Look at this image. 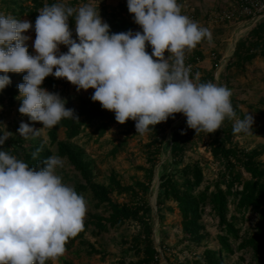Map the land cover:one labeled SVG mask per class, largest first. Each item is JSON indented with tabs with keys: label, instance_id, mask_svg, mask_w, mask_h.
Here are the masks:
<instances>
[{
	"label": "clouds",
	"instance_id": "clouds-1",
	"mask_svg": "<svg viewBox=\"0 0 264 264\" xmlns=\"http://www.w3.org/2000/svg\"><path fill=\"white\" fill-rule=\"evenodd\" d=\"M127 8L142 32L111 33L110 25L89 4L45 5L34 24L35 55L29 54L25 43L31 37L23 35L32 23L0 14V72L4 73L0 92L11 84L7 73L27 72L17 86L18 111L43 125L36 129L21 121L18 134L25 139L38 137L42 129L62 119L78 121L75 110L65 107L66 99L41 87L50 75L66 79L77 92L95 89L91 100L114 112L120 124L135 121L140 134L169 117L175 119L176 113L186 117L196 134L215 132L225 119L234 122V134L251 132L254 118L249 113L237 117L232 91L212 81L200 82L198 72L191 78V66L185 65L186 51L204 39L211 43V31L183 15L177 0H127ZM73 15L77 38L68 23ZM146 42L151 54L146 52ZM60 45L68 51L60 52ZM0 133V145L14 135L3 122ZM42 150L43 143L32 158ZM62 166L57 155L29 167L0 151V264L55 260L64 254L68 239L83 229L86 201L56 174Z\"/></svg>",
	"mask_w": 264,
	"mask_h": 264
},
{
	"label": "trees",
	"instance_id": "trees-1",
	"mask_svg": "<svg viewBox=\"0 0 264 264\" xmlns=\"http://www.w3.org/2000/svg\"><path fill=\"white\" fill-rule=\"evenodd\" d=\"M0 14H11L17 19L23 16L29 17L35 22L39 10L45 5L59 4L56 0H0ZM80 0L71 1L70 6L77 7ZM97 11L96 7H94ZM100 15L102 20L110 25L111 33H120L132 30L142 31V28L134 22L133 15L127 8V0H122L110 10L108 6H101ZM70 30L75 28V20L69 18ZM74 38H77L76 35ZM30 53V48L28 49ZM146 52L151 54V45H146ZM235 58L228 63L227 68L233 66L244 69L245 64L253 62L257 57H264V19L254 26L248 35L240 38L237 42L233 55ZM203 58L201 51L194 54L185 61V65L192 64L191 78L200 71L197 65ZM221 59L217 56L216 63ZM214 72H207L200 76V82L212 81L222 85L216 79ZM0 75L4 73L0 72ZM27 72L15 73L10 76L11 84L0 92V103L6 99L14 102L19 95L18 85L23 83V76ZM59 80L51 76L45 78L43 88L58 87ZM231 103L236 111L237 117L244 118L245 111L237 101L231 97ZM66 108L75 110L78 121L75 119H62L49 131L51 144H57L58 154L66 158L74 169L80 174L81 180L74 189L78 194L84 195L91 192L97 207H103L102 214H91L84 220L83 229L75 236L68 239L65 248L69 249L77 241H83L85 234L92 229L96 234H102L112 228H122L128 222H137L138 230L130 240L131 249L139 255L137 261L130 264H160L163 260L162 253L154 239L155 217L153 206L150 202L152 195V184L155 180L157 166L161 163L163 151L170 153V158L165 161L159 171V188L157 192V213L161 220L165 218V211L179 212L182 218V232L189 249L196 245H202L209 240L204 223L205 215L212 214L218 218V225L222 232L217 235L218 246L213 248L206 245L205 249L183 261L169 262L168 264H225L228 256L235 253L234 242L239 243L237 249L251 254L248 264H264V146L252 149L240 147L235 143V138L245 135L241 132L233 133V121L225 119L221 128L213 133L200 132L196 134L186 124V119L178 126H174L182 116L176 113L175 119L169 117L166 122L149 126L151 140L146 145L147 162L149 166H139L144 171L145 180H135L132 184H123L116 173H111L107 183L96 180L94 161L85 157L83 151L78 149L72 142L85 130L93 129V135L103 137L109 130L111 124L118 123L115 114L102 108L99 102H93L91 98L83 99L79 107L71 101L65 105ZM120 124V123H118ZM123 126L126 132L134 135H143L136 132L135 121L128 120ZM60 129L65 130L66 140L59 138ZM168 129H171V137L167 140ZM183 132L184 134H181ZM2 135V133H0ZM208 138L206 148L213 155L214 161L219 163L220 170L218 179L210 184L206 183L205 167L201 161L186 162L189 149L195 146L192 140ZM29 141L28 146L25 143ZM43 143V150L36 159L32 153ZM119 146V145H118ZM116 146L112 154L119 151ZM0 151H6L23 160L29 167H36L40 161L54 154L47 142L33 137L25 139L19 134L0 145ZM42 166V165H41ZM126 196L127 201L120 202L115 195ZM239 214V216H238ZM256 216L248 236L242 239V226L240 221ZM194 243V244H193ZM164 252L167 246L164 241L161 244ZM93 246V245H92ZM97 252L96 248H92ZM129 264V263H127Z\"/></svg>",
	"mask_w": 264,
	"mask_h": 264
},
{
	"label": "rangeland",
	"instance_id": "rangeland-1",
	"mask_svg": "<svg viewBox=\"0 0 264 264\" xmlns=\"http://www.w3.org/2000/svg\"><path fill=\"white\" fill-rule=\"evenodd\" d=\"M56 1H58L59 4L70 6L73 0ZM120 1L122 0H80V5L89 4L99 9L98 11L100 12L101 6L106 5L110 10H113ZM177 2L182 6L183 15L188 16L190 19L191 16L194 15L195 21L202 24L203 27L208 28L212 33V42L209 43L207 39H204L198 43L193 50L190 52L186 51L185 61L194 54V50L201 51L203 53V58H201V61L197 65L198 69H200L198 72L200 76L204 73L215 71L214 75L217 81L220 80L222 86H226L232 91V96L236 97L237 101H239L246 115L249 113L253 116L254 122L251 132L235 138V143L240 147H246L248 149L264 146V57H257L253 62L245 64L244 69H238L235 66L227 68L228 63L232 62L235 58L233 55L238 40L248 35L251 29L263 19H260L256 23L255 21H251L250 17L242 15L228 22L216 21L215 17L221 15L224 10H231L232 8L237 10L241 7V3H243L242 0H177ZM2 5L0 1V7ZM1 14H4V12ZM21 19L28 20L33 25V28L23 33V35L31 37V39L25 43L28 49L30 48L31 50L29 54L35 55L36 53L33 48L36 35L34 31L35 22L27 16H23ZM71 31L74 38L76 35L75 28ZM146 45L150 44L146 42ZM59 50L60 52L66 53L68 48L65 45H60ZM213 53H216L219 57L221 56V67L215 65L216 60L212 58ZM165 55L167 56L170 54L166 53ZM53 71H55V69H53ZM13 74L15 73H7L9 77ZM51 77L55 78L54 76ZM194 77L195 74L192 78L194 79ZM58 80L59 84L56 89H45L50 92L59 93L63 99L67 100V103L71 101L76 107L80 106L83 99H89L95 91V89L90 88L87 91L80 90L77 92L76 86L72 85L66 79ZM20 103L21 101L18 99H15L14 102L6 99L3 103H0V122L7 125V130L13 134H18L17 129L21 121L29 123L36 129L42 128V123L32 122L27 116H22L19 113L18 109ZM185 119L186 117L183 115L174 123V126L180 125ZM51 129L52 128L42 129L38 138L47 142L54 151L53 155L61 157L58 154L57 144H51L49 136V131ZM93 129L94 128H89L85 130L80 136L72 140V142L78 149L83 151L85 157L94 161L97 181L107 183L111 173H116L123 184H132L137 179H146L144 171L140 170L138 167L149 166L147 162L146 145L151 140L150 133L134 135L132 132H126V128L120 124L113 123L106 134L98 138L97 135H93ZM170 135L171 129H168L167 140L171 137ZM30 138L32 139L33 137L30 135ZM59 138L61 140H66L64 129H60ZM208 142V138L199 139V137H197L193 139L191 144L195 146L192 147V150H188L186 162L201 161L205 167L206 183L212 184L218 179L220 165L214 161L213 155L209 149L206 148ZM28 144L29 141L25 143V146L27 147ZM116 146L119 147V151L114 155L112 154V150L116 148ZM61 158L63 160V166L57 167L55 172L62 178L63 183L75 187V185L80 182L81 176L66 158ZM168 158H170L169 150L163 151L161 163L157 166L155 180L151 187L154 193L149 197L155 217L154 239L163 257L160 264L183 261L187 258L192 259L193 256L201 253L207 244L213 248L217 247L219 244L217 235L222 232L218 225V218L212 214L205 215L204 223L206 225V231L209 234V240L205 241V243L200 246L193 243L192 249H189L187 241H185L184 238V233L182 232V218L179 212L176 210L173 213H166L165 211V218L163 220L159 218L156 205L160 183L158 173L161 171L160 166L167 161ZM262 158L264 159V155ZM114 195L120 202L128 200L125 195ZM84 199L87 205V212L84 220L88 219L91 214L103 213L104 208L96 206V201L91 192L86 193ZM255 219L256 216L254 215L252 218H247L245 222H242V220L240 221V225L242 226V239L249 235ZM137 230V222H128L122 228H112L99 235H96L92 229H90L85 234L82 242L77 241L71 248L66 249L62 256L55 260H47L45 264H130L131 261L134 263L138 260L139 255L131 249L130 240ZM163 241L168 248L166 252H164L161 247ZM239 241L233 243L236 252L226 258L225 264H248V262L251 261L250 253H245L237 249ZM93 247L96 248L97 252H93Z\"/></svg>",
	"mask_w": 264,
	"mask_h": 264
},
{
	"label": "built area",
	"instance_id": "built-area-1",
	"mask_svg": "<svg viewBox=\"0 0 264 264\" xmlns=\"http://www.w3.org/2000/svg\"><path fill=\"white\" fill-rule=\"evenodd\" d=\"M242 8L239 7L237 10L232 8L231 10H224L221 15L215 17L216 21L219 22H228L232 21L236 17H241L242 15L246 17H250L251 21H255L256 23L260 19H264V0H242ZM218 18V19H217ZM191 19L195 21V16L192 15ZM203 26L202 24H199ZM213 59H217L216 53L212 54ZM192 69V64H189ZM188 66V65H187ZM217 67L222 66V59L218 61L216 64Z\"/></svg>",
	"mask_w": 264,
	"mask_h": 264
}]
</instances>
